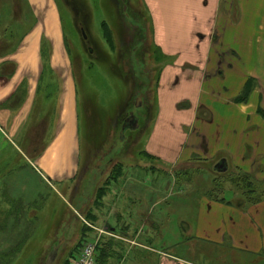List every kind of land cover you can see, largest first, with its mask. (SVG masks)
Wrapping results in <instances>:
<instances>
[{
	"label": "rangeland",
	"instance_id": "374dc122",
	"mask_svg": "<svg viewBox=\"0 0 264 264\" xmlns=\"http://www.w3.org/2000/svg\"><path fill=\"white\" fill-rule=\"evenodd\" d=\"M22 1L19 0L18 8L21 13H26L22 6L25 1ZM53 2L58 7L62 23L67 73L73 77L76 85L78 143L73 158L79 170L73 180L50 181L51 190L43 186V192L33 186L35 175L30 171L29 161H35V157L26 161L21 153L30 156L34 150L42 152L46 149L59 132L54 123L47 132L43 131L44 126L39 127L37 135L43 137V143L40 139L34 142L25 139L18 141L21 156L15 152V155H1L0 214L6 209L13 218H9L6 229L0 230V264H44L59 240L63 243L54 264H71L73 255L97 238V232L92 228H98L100 223L93 219V212L102 204L107 190L99 191L97 186L94 187L93 178L101 179L105 173L110 176V168L113 170L117 164L122 166L121 176H128L129 185L133 184L134 189L133 194L125 193L122 196L125 214L117 213L124 220L136 222L137 219H146L147 235L157 234V241H148L153 248L184 258L192 264H252L249 259L231 252L228 245L223 248L196 240L187 230L197 222L202 203H216L226 205L232 211L243 209L251 212V207L263 194L264 180L257 179V172L264 171V166L257 161L251 168L248 165L249 169L245 171L229 155L204 159L201 152L204 154L205 149L201 144L195 152L197 158L192 156L190 161L175 165L143 155L157 123L158 77L166 64L174 62V58H165L157 51L151 35L150 18L142 0ZM254 23L259 31L250 36L243 35V31H239L240 35L234 31L230 34L228 30L219 54L222 55L226 73L229 71L226 67L233 63L238 67L237 77L245 73L253 74L260 78L264 87V18ZM233 54L238 57L237 63ZM247 89L241 99L243 102L248 98ZM222 98H225V94L209 101L214 107L212 123L197 125L202 131L195 132L187 124H180L179 129H174L172 138L185 139L186 143L189 141L197 145L195 137L198 134L201 142L207 140L209 143V152H217L218 149L224 151L228 149L225 148L226 144L231 150L239 152L238 148L243 143L251 152L264 151L259 140L261 136L260 139L264 141L263 130H260V135L256 133L258 138L247 136V133L240 132L241 122L234 125V130L238 128L237 134L233 131L234 136L223 133L225 124L221 122L224 121L222 116L226 107L220 105ZM256 102L252 100L254 105ZM50 110L51 121H56L55 109ZM131 112L140 117L141 128L135 129L132 134L127 132L126 139L120 140L123 118ZM249 122L250 126L252 123H263L257 118ZM254 137L260 141L258 148L251 145L252 142L257 144ZM233 138L238 147L232 146ZM31 144H40L41 148L29 147ZM243 153L246 154L247 150ZM222 157L227 158V173L213 172V166ZM7 161H11L10 166H5ZM20 165L24 168L17 170ZM18 177L25 178L19 180ZM10 178L13 180L10 181ZM31 181L33 185L28 187ZM99 181H96L98 185ZM11 182L18 189L14 198L7 192L12 186ZM113 187L119 188L118 185ZM152 189L157 192L152 194ZM88 202H91L90 207L87 210L83 208L82 218L78 217L82 204ZM155 223L158 229L154 228ZM102 246L105 254L101 250L99 256L104 259L103 264L122 263L126 253L122 241L106 240ZM133 253L137 257L142 255L138 251ZM144 262L155 264L154 258L148 254Z\"/></svg>",
	"mask_w": 264,
	"mask_h": 264
},
{
	"label": "crops",
	"instance_id": "0c3cea01",
	"mask_svg": "<svg viewBox=\"0 0 264 264\" xmlns=\"http://www.w3.org/2000/svg\"><path fill=\"white\" fill-rule=\"evenodd\" d=\"M23 1L26 13L19 11V0H0V158L5 151L15 152L19 156L22 154L25 160L35 157V161H29L35 182L33 185L31 181L28 187L33 185L45 192L43 186L51 190L50 181L73 180L79 170L73 158L78 143L77 93L75 81L67 73V55L57 5L53 0ZM142 2L150 18L151 35L157 51L165 58H174V62L166 64L158 77L157 123L145 154L175 165L190 161L192 156L197 158L195 152L201 144L205 149L204 154L201 152L204 159L229 155L245 171L257 161L263 167L264 151L251 152L249 147L243 146L244 143L238 148L239 152L231 150L228 144L225 145L228 149L224 151L218 149L217 152H209V143L207 140L201 142L198 134L195 137L197 145H194L189 141L186 143L185 139L172 138V133L174 129H179L180 124H187L192 132L202 131L197 125L213 122L214 107L209 101L216 100L222 94H225V98L220 99V105L226 108L221 123L225 124L222 130L225 135L231 133L234 136L233 131L237 134L238 128L234 130V125L241 122L242 134L258 138L256 133L260 135V130L264 132L263 83L258 76L250 73L237 77L238 67L233 63L226 67L230 71L227 76L222 55L219 54L228 30L230 34L234 31L237 35L243 31V35L247 36L258 33L254 22L264 18V0ZM233 56L237 63V55ZM246 89L248 98L243 102L241 99ZM252 100L257 101L255 105ZM52 108L56 112V121H51L49 116ZM252 118L263 123H252L250 126L249 120L254 121ZM53 123L59 132L46 149L42 152L34 150L30 156L19 153L18 141L29 139L34 142L40 139L43 143V137L37 135L39 127L44 126L43 131L47 132ZM260 138L262 146L255 137L253 139L257 144L251 140V145L263 147L264 141ZM262 138L264 140V134ZM231 143L238 147L234 138ZM31 145L28 146L41 148L40 144ZM244 150H247L246 154ZM110 170V176L105 173L98 179L100 185L96 183V177L93 178L94 187L97 186L99 191L107 190L102 204L93 212V219L100 223L98 228L93 227L100 245L106 240L122 241L126 249L122 263L146 264L144 259L148 254L154 258L155 264H192L184 258L153 248L149 242L157 241V234L147 235L146 219H137L136 222L124 220L117 213L125 214L122 196L125 193L133 194L134 189L133 184L129 185L128 176L122 177L120 173L113 180L114 169ZM25 177L28 178V175L25 174ZM24 178L18 177L19 180ZM257 179L264 180V171L257 172ZM10 184L13 186L12 182ZM117 185L119 188L113 187ZM12 186L7 192L14 198L18 189ZM151 192L157 191L152 189ZM44 196L47 197V194ZM89 205L91 202L82 204L80 218L83 208L87 210ZM199 212L197 222L187 230L194 239L223 248L228 245L231 252L249 259L252 264H264V202L251 207V212L243 209L232 211L228 206L216 203H202ZM154 228L158 229L157 223ZM135 251L142 255L135 256Z\"/></svg>",
	"mask_w": 264,
	"mask_h": 264
},
{
	"label": "water",
	"instance_id": "95a60500",
	"mask_svg": "<svg viewBox=\"0 0 264 264\" xmlns=\"http://www.w3.org/2000/svg\"><path fill=\"white\" fill-rule=\"evenodd\" d=\"M138 102V106H140V100L137 101ZM138 127V120L137 118L133 115V113H131L129 115V117L124 121L122 127H121V131H120V136L121 139L123 140L124 138V134L126 131H133L135 129H137ZM228 169V165H227V161L225 159L220 160L216 166L214 167V171L217 173H225ZM63 241L59 240L57 242V244L55 246L52 247L51 251L49 252V254L47 255L44 264H54L56 257H57V253L58 250L60 248V246L62 245Z\"/></svg>",
	"mask_w": 264,
	"mask_h": 264
},
{
	"label": "trees",
	"instance_id": "16d2710c",
	"mask_svg": "<svg viewBox=\"0 0 264 264\" xmlns=\"http://www.w3.org/2000/svg\"><path fill=\"white\" fill-rule=\"evenodd\" d=\"M5 153H7V155L9 154L7 151H5V152H3L2 154H5ZM11 155H15V153H12L11 152ZM143 155H145V156H147L145 153L143 154ZM147 158L148 159H151V158H149V156H147ZM8 163H5V166H10V164H11V161H7ZM23 169L24 168V166L23 165H20L19 167H17L16 169L17 170H20V169ZM121 170H122V166L120 165V164H117V165H115V167H114V170H113V172H112V175H113V177H111L113 180H116V178L119 176V174L121 173ZM12 170H9L8 172H11ZM260 200L258 201V202H256V203H254V206L255 205H258V204H260V203H262L263 201H264V190H263V194L261 195V197L259 198ZM17 203H18V201H17ZM6 209H3L2 210V212H1V214H0V230H4V229H6L7 228V223H8V220H9V218H13V215H11V213L10 212H6L5 211ZM8 211V210H7ZM104 246H106V245H104ZM104 247L102 246V245H99V246H97V249H96V253H95V264H99V261L100 260H102L103 258L101 257L100 258V256H99V254L101 253V250H102V254H105L103 251H105L104 249H103ZM77 254V253H76ZM105 256V255H104ZM72 258H74V255H73V257ZM108 259V258H107ZM71 262V261H70ZM104 263V259H103V262L101 261V264H103Z\"/></svg>",
	"mask_w": 264,
	"mask_h": 264
},
{
	"label": "built area",
	"instance_id": "2783aa9c",
	"mask_svg": "<svg viewBox=\"0 0 264 264\" xmlns=\"http://www.w3.org/2000/svg\"><path fill=\"white\" fill-rule=\"evenodd\" d=\"M95 244L85 245L72 264H95Z\"/></svg>",
	"mask_w": 264,
	"mask_h": 264
},
{
	"label": "flooded vegetation",
	"instance_id": "af4514ba",
	"mask_svg": "<svg viewBox=\"0 0 264 264\" xmlns=\"http://www.w3.org/2000/svg\"><path fill=\"white\" fill-rule=\"evenodd\" d=\"M85 38H86V40H87V37H86V36H85ZM127 118H128V117L123 118V122H122V124L124 123V121H125ZM136 118H137V120H138V127H137V129H140V128H141L140 117L138 118V117L136 116ZM122 124H121V126H122ZM133 131H135V130H133ZM133 131H129V133L132 134ZM111 152H112V151H111Z\"/></svg>",
	"mask_w": 264,
	"mask_h": 264
}]
</instances>
